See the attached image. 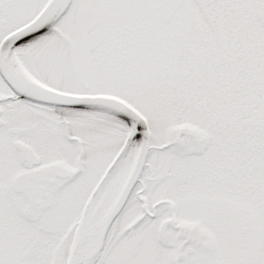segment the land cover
Listing matches in <instances>:
<instances>
[{
  "label": "snow or ice",
  "instance_id": "obj_1",
  "mask_svg": "<svg viewBox=\"0 0 264 264\" xmlns=\"http://www.w3.org/2000/svg\"><path fill=\"white\" fill-rule=\"evenodd\" d=\"M0 264H264V0H0Z\"/></svg>",
  "mask_w": 264,
  "mask_h": 264
}]
</instances>
